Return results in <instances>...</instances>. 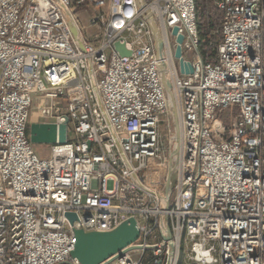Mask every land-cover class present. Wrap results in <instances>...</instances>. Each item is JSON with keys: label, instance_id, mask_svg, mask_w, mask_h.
<instances>
[{"label": "built area", "instance_id": "built-area-1", "mask_svg": "<svg viewBox=\"0 0 264 264\" xmlns=\"http://www.w3.org/2000/svg\"><path fill=\"white\" fill-rule=\"evenodd\" d=\"M143 1L0 0V264H81L75 230L131 218L139 239L106 264H173L185 242L189 264H264V0H220L217 62L200 50L196 0ZM84 7L99 42L73 11ZM179 35L193 73L181 72ZM160 61L180 119L168 210L176 138ZM34 111L67 123V142L47 156L30 140ZM166 212L171 241L160 230ZM197 243L211 262L196 259Z\"/></svg>", "mask_w": 264, "mask_h": 264}, {"label": "water", "instance_id": "water-1", "mask_svg": "<svg viewBox=\"0 0 264 264\" xmlns=\"http://www.w3.org/2000/svg\"><path fill=\"white\" fill-rule=\"evenodd\" d=\"M141 4L144 3L143 0H138ZM146 18L149 21V24L154 32L156 37V50L158 55L163 54V45L161 34L151 13H147ZM178 29L174 28L173 33L177 34ZM183 41V36L179 35L177 38L178 46L176 50V57L180 59V68L182 73H193L194 69L190 63H186L182 56L181 43ZM115 49L120 52L121 55L129 56L131 51L127 50L125 44L116 41L114 43ZM160 69L162 73V80L164 86L170 96L171 103L173 105V123L175 127V138L174 149L170 153V162H169V175L167 178L165 192H166V210L170 206L171 198V174L173 172V159L176 156H179V146H180V124L177 113V108L175 104V98L172 93L170 84L166 78L165 68L166 65L163 61H160ZM29 135L30 140L35 145H50L57 142L64 144L67 142V123H62L57 125L56 123L50 122H34L30 123L29 126ZM67 217L70 219L71 223L76 219V215L68 213ZM160 230L165 241H171L172 232L170 229V219L169 214L166 212L163 214L160 221ZM141 231L138 227L137 220L131 218L112 231H94V232H85L83 230H75V237L77 239L75 250L72 252V255L80 261L81 264H106L111 260L115 259L116 256H121L124 250L134 244L140 237ZM196 259L202 260L206 259L208 262L212 261L210 252H203L202 245L197 243L196 245ZM132 248V247H131ZM154 246H150V249H153ZM170 255H173L174 246L172 243H169ZM166 264H172L171 258L168 259Z\"/></svg>", "mask_w": 264, "mask_h": 264}, {"label": "trees", "instance_id": "trees-1", "mask_svg": "<svg viewBox=\"0 0 264 264\" xmlns=\"http://www.w3.org/2000/svg\"><path fill=\"white\" fill-rule=\"evenodd\" d=\"M220 0H196L201 36L200 50L206 62H217L218 47L222 42L223 10Z\"/></svg>", "mask_w": 264, "mask_h": 264}, {"label": "rangeland", "instance_id": "rangeland-1", "mask_svg": "<svg viewBox=\"0 0 264 264\" xmlns=\"http://www.w3.org/2000/svg\"><path fill=\"white\" fill-rule=\"evenodd\" d=\"M76 17L80 20V26L82 29V32L84 33V36H86L87 38H89L90 40H93L95 42H99L100 37H102V33L103 30L98 29V27H93L91 26L89 20L91 15L94 13V9L91 7H84V8H77L73 10ZM38 103L35 102V108H37ZM227 111H221V116L220 119L222 121H224L226 124H229L230 121L232 120V116L234 113V110H230L226 113ZM225 114L226 117L223 115ZM37 120H41L40 118L37 117V113L36 111L34 112V114L32 115L31 118V123L37 122ZM162 131L165 134L166 130L164 129V126L162 127ZM72 137V134H71ZM36 148L39 147H43L46 149L47 154L50 150V146L49 145H35ZM169 175V173H168ZM160 233H157V237H155L154 239H152V244L157 243L161 240V236L159 235ZM152 252V251H151ZM187 252H188V243L185 242L184 243V253H180L177 258H175V260L173 261V264H189L188 261V257H187ZM137 256L140 255L139 252L135 253ZM165 254H163L162 258L164 257ZM165 264V262H164Z\"/></svg>", "mask_w": 264, "mask_h": 264}, {"label": "crops", "instance_id": "crops-1", "mask_svg": "<svg viewBox=\"0 0 264 264\" xmlns=\"http://www.w3.org/2000/svg\"><path fill=\"white\" fill-rule=\"evenodd\" d=\"M36 102L38 103V99H36ZM35 112V111H34ZM34 112H33V114H34ZM37 122H40V120H37ZM31 123V122H30ZM43 146V145H42ZM37 151L39 152V154H41V155H43V156H47L48 154H49V152H48V154H47V151H46V149L45 148H43V147H39V148H37ZM50 151V150H49Z\"/></svg>", "mask_w": 264, "mask_h": 264}, {"label": "bare ground", "instance_id": "bare-ground-1", "mask_svg": "<svg viewBox=\"0 0 264 264\" xmlns=\"http://www.w3.org/2000/svg\"><path fill=\"white\" fill-rule=\"evenodd\" d=\"M180 120V119H179ZM178 158H179V156H176V157H174V159H173V162H174V160H178ZM154 171H156L157 172V170H153L152 171V173H151V177H154L157 173L156 172H154ZM163 173H165V172H163ZM166 198L164 199V205L166 206Z\"/></svg>", "mask_w": 264, "mask_h": 264}]
</instances>
